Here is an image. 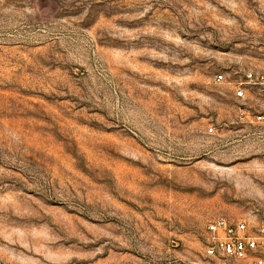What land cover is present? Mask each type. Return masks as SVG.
Listing matches in <instances>:
<instances>
[{
  "label": "rangeland",
  "instance_id": "rangeland-1",
  "mask_svg": "<svg viewBox=\"0 0 264 264\" xmlns=\"http://www.w3.org/2000/svg\"><path fill=\"white\" fill-rule=\"evenodd\" d=\"M247 72L264 0H0V264H249L205 256L264 222Z\"/></svg>",
  "mask_w": 264,
  "mask_h": 264
},
{
  "label": "built area",
  "instance_id": "built-area-1",
  "mask_svg": "<svg viewBox=\"0 0 264 264\" xmlns=\"http://www.w3.org/2000/svg\"><path fill=\"white\" fill-rule=\"evenodd\" d=\"M244 77V82L240 84L242 89L244 86H264V73L247 72ZM215 80L220 82L223 77L218 75ZM242 89L236 90V98H242ZM255 123L264 126V115L256 116ZM206 233V257H226L236 261L249 260V264H264V222L250 230L243 221L230 223L216 218L207 225Z\"/></svg>",
  "mask_w": 264,
  "mask_h": 264
}]
</instances>
